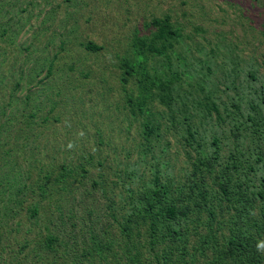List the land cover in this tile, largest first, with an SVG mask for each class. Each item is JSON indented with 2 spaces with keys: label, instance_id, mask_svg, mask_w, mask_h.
Returning <instances> with one entry per match:
<instances>
[{
  "label": "rangeland",
  "instance_id": "obj_1",
  "mask_svg": "<svg viewBox=\"0 0 264 264\" xmlns=\"http://www.w3.org/2000/svg\"><path fill=\"white\" fill-rule=\"evenodd\" d=\"M163 16L182 37L168 50L173 67L183 59L189 73L198 68L195 78L216 97L217 112L189 118L196 143L204 153L217 146L225 155L234 144L249 158L256 147L264 153L262 130L249 138L243 120L230 123L264 86V0H0V264H128L127 247L145 258V227L131 225L128 244L119 230L123 189L139 190L152 167L171 187L187 184L194 158L182 125L164 116L140 157L124 103V91L137 89L134 78L122 83L120 59ZM162 62L146 55L150 73ZM147 108L165 110L156 101ZM91 235L105 245L99 252Z\"/></svg>",
  "mask_w": 264,
  "mask_h": 264
},
{
  "label": "trees",
  "instance_id": "obj_2",
  "mask_svg": "<svg viewBox=\"0 0 264 264\" xmlns=\"http://www.w3.org/2000/svg\"><path fill=\"white\" fill-rule=\"evenodd\" d=\"M148 26L153 28L150 36L134 35L130 58H121L119 63L122 83L129 77L136 83V95L124 91V103L138 126L140 157L158 136L159 121L164 116L170 126L182 125L179 138L191 148L194 158L187 184L171 187L168 180L160 181L159 169L152 167L150 179L141 184L139 190L132 191L127 186L123 189L127 195V209L121 216L120 233L128 244L131 242V225H143L146 235L143 245L147 252L144 258L138 252L130 251V247L125 248L127 263L264 264V153L256 147L249 158L235 144L225 155L219 153L217 146L209 147L208 153L203 152L196 143V133L189 118L192 113L203 110L207 115L210 110L217 112L216 97L205 90L198 77L195 78L199 75L198 68L189 73L184 69L187 61L182 62L183 59L181 64L173 67L172 52L168 50L181 43L182 37L171 26L169 18L152 19ZM262 30L264 33V23ZM84 47L92 52L98 50L91 43ZM147 54L164 61L160 67H152L151 73L145 66ZM193 67L194 64L190 69ZM165 68L168 72L163 70ZM190 75L195 91L189 85ZM177 82L185 84L186 89L176 85ZM253 96L258 102L247 103L249 111L243 118L240 114L230 118L233 128L243 120L250 129L249 138L256 132H264L263 83L252 89ZM150 101H156L165 109L155 115L157 118L147 108ZM236 110L240 111L238 107ZM255 112L259 119L254 118ZM213 141L216 137L210 142L215 145ZM133 173L132 170L125 173L126 178L134 177ZM35 212L32 209L31 214ZM89 240L93 253L105 247L92 235ZM45 241L48 247L54 237L47 235Z\"/></svg>",
  "mask_w": 264,
  "mask_h": 264
}]
</instances>
